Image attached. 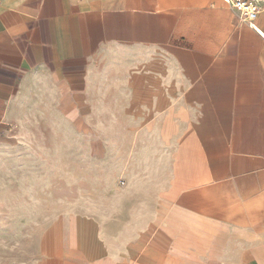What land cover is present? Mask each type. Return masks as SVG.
<instances>
[{"label":"crops","instance_id":"0c3cea01","mask_svg":"<svg viewBox=\"0 0 264 264\" xmlns=\"http://www.w3.org/2000/svg\"><path fill=\"white\" fill-rule=\"evenodd\" d=\"M250 1L0 0V264H264Z\"/></svg>","mask_w":264,"mask_h":264},{"label":"rangeland","instance_id":"374dc122","mask_svg":"<svg viewBox=\"0 0 264 264\" xmlns=\"http://www.w3.org/2000/svg\"><path fill=\"white\" fill-rule=\"evenodd\" d=\"M98 156L95 155L93 159H91V162H97ZM107 161H112L113 156H106ZM75 162H82L79 159H75ZM107 174V171H99L96 168L90 169V170H81V169H76L74 170V180L77 182V188H75V192L82 190V189H89L93 190L96 188L98 184V180L101 178H105ZM88 185V186H87ZM96 200V198H93ZM96 202V201H95ZM82 202L76 201L75 202V207L81 208ZM75 219H77L76 214L74 216ZM97 219L94 218H89V217H83V221H80L78 225L85 227V228H92L95 225H97ZM25 255L27 258H33V252L32 251H26Z\"/></svg>","mask_w":264,"mask_h":264},{"label":"built area","instance_id":"2783aa9c","mask_svg":"<svg viewBox=\"0 0 264 264\" xmlns=\"http://www.w3.org/2000/svg\"><path fill=\"white\" fill-rule=\"evenodd\" d=\"M224 2L229 4L250 26L256 21L260 12L258 5L250 0H224Z\"/></svg>","mask_w":264,"mask_h":264}]
</instances>
